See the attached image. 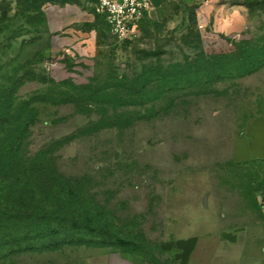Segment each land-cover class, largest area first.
Instances as JSON below:
<instances>
[{
	"label": "rangeland",
	"instance_id": "obj_1",
	"mask_svg": "<svg viewBox=\"0 0 264 264\" xmlns=\"http://www.w3.org/2000/svg\"><path fill=\"white\" fill-rule=\"evenodd\" d=\"M95 3L0 0V264H261L264 0Z\"/></svg>",
	"mask_w": 264,
	"mask_h": 264
},
{
	"label": "built area",
	"instance_id": "obj_2",
	"mask_svg": "<svg viewBox=\"0 0 264 264\" xmlns=\"http://www.w3.org/2000/svg\"><path fill=\"white\" fill-rule=\"evenodd\" d=\"M150 0H97L95 11L106 18L111 32L119 38L134 34L147 19ZM264 208V196L261 198Z\"/></svg>",
	"mask_w": 264,
	"mask_h": 264
},
{
	"label": "crops",
	"instance_id": "obj_3",
	"mask_svg": "<svg viewBox=\"0 0 264 264\" xmlns=\"http://www.w3.org/2000/svg\"><path fill=\"white\" fill-rule=\"evenodd\" d=\"M150 1L151 10L146 20H150L153 17V13L160 9L165 0ZM249 133L247 136L245 134L235 141L233 145L234 162L244 161L250 158L264 159V118L255 120L250 126ZM240 146L242 151L239 150ZM261 264H264V261Z\"/></svg>",
	"mask_w": 264,
	"mask_h": 264
},
{
	"label": "trees",
	"instance_id": "obj_4",
	"mask_svg": "<svg viewBox=\"0 0 264 264\" xmlns=\"http://www.w3.org/2000/svg\"><path fill=\"white\" fill-rule=\"evenodd\" d=\"M37 211L36 209H32L31 212H32V215L35 216V218L37 219H40V218H43L45 217V215H41V214H46L47 212L46 211H42L43 213H38V212H35ZM36 234H40L38 231L36 232Z\"/></svg>",
	"mask_w": 264,
	"mask_h": 264
}]
</instances>
